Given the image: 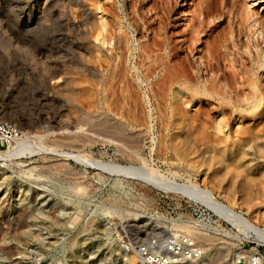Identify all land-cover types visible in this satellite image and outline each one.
I'll list each match as a JSON object with an SVG mask.
<instances>
[{
	"label": "rangeland",
	"instance_id": "rangeland-1",
	"mask_svg": "<svg viewBox=\"0 0 264 264\" xmlns=\"http://www.w3.org/2000/svg\"><path fill=\"white\" fill-rule=\"evenodd\" d=\"M130 1L134 10L146 14L145 23L136 21L137 32L125 20L128 0H94L93 8L103 34L110 21L122 23L121 30L114 28L116 34L127 33L129 50L122 68L136 100L133 103L125 105L114 83L116 90L111 83L108 92H103L106 97L94 100V87L78 78L81 85L75 83V96L68 99L61 83L43 82L41 67L21 75L0 60V122L19 132L15 142H0V205L7 198L5 215L10 218L23 205L30 213L21 240L10 233L0 236L2 244L19 251L12 262L0 254V264H129V257L135 258L132 264H142L134 248L137 244L175 235L185 225L202 229L210 242L199 257L180 264H231L240 250L251 254V247L260 246L243 241L235 229L200 204L145 185L135 175L107 172L98 164L133 167L144 174L151 171L165 182L195 183L264 228V4L260 0H166L163 7L161 0ZM205 4L216 9L205 20L200 41H208L210 27L220 23L217 30L232 35L236 44L227 50L221 68H235L236 79L229 78L230 84L221 78L215 90L225 99L203 94L207 81L212 80L199 59L203 46L188 55L185 50L190 28ZM101 7H107L109 14L100 20ZM159 40L174 47L170 58L166 44L161 53L171 62L191 59L195 68L191 71L198 80L187 89L164 85L162 97L154 89L160 71L146 80L136 69L138 46L156 45ZM89 43L96 46V55L112 54L114 41L109 45L91 39ZM67 50L60 54L72 58ZM196 89L200 94L190 99ZM174 99L177 115L171 119ZM124 106L126 119L119 115ZM114 125L118 131L124 126L123 131ZM62 132L68 140L54 144L53 138ZM24 133L30 137L33 152L18 157L14 151ZM126 137L132 140L126 142ZM39 145L44 149L37 152Z\"/></svg>",
	"mask_w": 264,
	"mask_h": 264
},
{
	"label": "bare ground",
	"instance_id": "bare-ground-1",
	"mask_svg": "<svg viewBox=\"0 0 264 264\" xmlns=\"http://www.w3.org/2000/svg\"><path fill=\"white\" fill-rule=\"evenodd\" d=\"M93 1L94 0H91L90 2L92 3H89V0L88 1L87 0H0V60L4 61L3 63L5 64L7 63V65H9V69L13 68L15 72L18 71V74L20 72L21 75H22V72L31 73L32 69L41 67L44 72L43 82L47 84L49 82H54L55 86L58 85V83H61L62 86L66 88L64 96L65 98H68V99L70 98L72 99L73 95L75 96L74 85L76 86V84L79 83L77 82L78 80H76L78 78L81 83H88L89 85L94 87L93 89L95 90V93L93 95V97H95V99L93 98L94 100L100 101L102 98L106 97L104 96L105 94L103 95V92L106 90H109L110 89L109 85L111 86V83H112L113 87H114V84H117L116 86H118L119 88V91H120L119 93H121L122 97H124L125 99V102H127L125 103V105L128 104L129 102L130 103L135 102L136 101L134 100L135 98H133L131 92H129L130 86L128 85V82L125 80V76H124L125 73H123V68H122L124 61H126L127 59L125 58L127 54L126 55L124 54L125 52L127 53L129 50V47H128L129 39L127 38L128 37L127 33L125 31H120L121 32L120 34H116V31L114 28L116 27L118 31L121 30L122 23L121 21L117 23L114 20L116 24H113L110 21L109 23H106L104 25V29L106 28L107 31L105 32V34H103V29L101 28V25L97 22L98 21L96 18L97 14L95 13L96 9L93 8L95 6L93 5ZM128 2H129V5H128L127 14L125 15V20L134 29V31L137 32L138 24L136 21L138 20L140 22L145 23L146 14H143L145 12L144 10H142L141 12L137 11L136 8L134 10V6L131 3V1L128 0ZM166 2L168 1L161 0L163 7ZM212 2H214V0ZM258 3L264 4V0H260ZM212 7L209 8L207 4H205L204 6L201 5L196 17L194 16L195 21L197 23L196 25L193 24L192 28H190L191 31L189 33V36L186 38L187 40L184 42V45L186 48L185 50H186L187 55L193 53V51L196 50L197 47L203 46L204 53H203V50L201 49V51L199 52L200 54L199 59L201 61V64L204 67L203 72H207V74L210 73L212 76L211 78L212 80L207 81L208 85L207 87L206 86L204 87L205 93L203 94L208 95L211 98H215L214 96H217V97L220 96L221 98L225 99L226 97L224 94H223L224 96L221 93L220 95L218 94V92L216 93L215 90L217 89L221 78H223L226 81V83L227 82L230 83L229 78H231L234 81L236 79V75L238 71H236L235 68L230 67V69L228 68L227 70L221 69L222 65H224L223 61H226L225 60L226 57L224 59V56L227 50L230 48L231 49L235 48L236 44L231 39L232 35L230 37H227L226 35H222L221 31L217 30L220 23L213 24V27L212 26L210 27L213 29L212 30L209 29L208 31L210 32L208 35V41L206 42L200 41L201 35L204 33L205 20H209L211 15L215 13L214 11L216 8L213 9ZM97 8L99 9L98 6ZM167 8H166V11H167ZM101 9L102 10L99 12L101 13L103 12V14L100 17V20L103 17H105L106 14L108 13L107 7L106 8L104 7V9L101 7ZM153 9L156 11L155 7ZM163 10H165V8ZM108 19H109V16H108ZM160 20L161 19L157 21L158 24L159 22L161 23L162 20L161 21ZM163 26H160V27H163ZM234 32L236 36V30ZM237 33L239 35V32ZM91 39L98 41V42L100 41V43L101 42L106 43V44L109 43V45L111 41H114V45L111 49L112 54L109 56L105 55V57H102L103 55L102 56L96 55L95 53H97L98 51L96 50L97 49L96 46H93L94 47L93 48L90 45L89 41ZM164 44H166L167 46L170 45L166 42ZM164 44H163V41H160V42L156 41V45L149 44V43L140 44L138 46V54L136 56L137 71H139L140 73H143L142 76L146 80H149V78H151L152 76H155L156 71L158 70L160 71L159 73L157 72L159 74L158 80L156 81V83L154 82V89H156L157 92H160L159 94H161L162 92L161 87L162 86L163 88L165 87L164 85L166 86L169 85V87L171 85L183 86L185 89H187L191 85L195 84L196 81L198 80H196L195 78L196 76L193 75V73L196 74V72L193 71L192 73L191 71L194 68V63L191 61V59L185 56L187 58H184L181 61L171 62L170 59H167V56H169L170 58L173 55L172 52L175 51V49L174 47L169 46L168 53H167L168 55L166 54L167 55L166 56L165 54H161L166 49V45L164 47ZM66 48H70V50H67V51H70L71 55L73 56L72 58L69 57V59L68 58L66 59L64 55L60 54L64 52ZM224 63L227 64V62H224ZM77 74L79 75L77 76ZM25 76L27 77V75ZM32 77L33 75L30 78ZM123 82L125 83L127 82L126 83L127 85L126 84L123 85ZM91 86H88V87H91ZM113 87H111V91ZM100 88L102 90H100ZM113 89H115V87ZM169 89L171 90V88ZM152 91L153 90H151V92ZM157 92H155L154 95ZM113 94L111 95L113 96ZM198 94H200L199 91L197 89L194 90L193 93L190 94V99H193ZM252 96L254 97V95ZM122 97H120V99ZM160 97H162V94ZM176 101L177 100L174 99L175 103L173 104L169 112L171 119H173L177 115V112H175L177 109ZM97 104L98 103L96 102L95 106ZM119 106L120 105H118V108ZM109 109H110L109 111L113 110L112 108H109ZM116 109L117 108H115V110ZM120 109H121V112H119L120 113L119 115H121V117H124L126 119L125 116L127 115L128 110L127 111L125 110V106L124 108L121 107ZM117 112H118V109H117ZM109 114L111 113L109 112ZM113 115L114 114H112V116ZM133 115H131L130 117H132ZM124 120H123V123H124ZM130 124H131V121H130ZM178 124L179 123H177L176 125ZM221 124L222 123L220 122L218 123L217 131H220ZM114 127H116V125H114ZM122 129H124V126H121V129H119V131H123ZM183 129L185 128L183 127ZM115 133L116 132H114V134ZM56 135H55L56 137L53 138L54 144L55 142L60 143V142L68 140V135L63 134V132L58 133ZM127 137L129 136L127 135ZM127 137H126V142L127 140H130V141L132 140L129 138L127 139ZM23 139L24 141H22ZM23 139L21 140L18 139L20 141H17V142H20L21 145L19 146V149H16V151H14L15 156L19 157L20 155L22 156V155H25L26 153L31 154L33 152V148H31V146L28 143L30 140V137L28 136L27 133L23 134ZM37 148H39L36 150L37 152H40L41 150L44 149L42 145L37 146ZM14 154H12V158H14L13 157ZM238 154L240 155V153ZM76 161L79 162V160H76ZM3 164H6V163H3ZM98 166L102 170H107V172L108 171L116 172L118 174L126 175V176L135 175L139 178L138 180H140L145 185H149L150 187L156 188L157 190L158 189L161 191L163 190L162 192L166 191L168 192V194L169 192L175 193L177 195H180L181 197L186 198L188 201H191L196 204H200L201 206L205 207L207 210L211 211L220 220H222L223 222L231 226L233 229H235L238 235L241 236V239L243 241L244 240L251 241L259 245H264V228L260 227L259 225H256L253 221L245 217L243 213L234 210L229 204L222 203L214 195V192L212 190L201 188L199 185L195 183L193 184L189 181H187L186 183H182V184H177L174 181L165 182L162 179V177H159V176L157 177L151 171L148 172L147 174H144L142 172H139L137 168H133V167H125V166H120V165H106L102 163L101 164L99 163ZM6 202H7V198L0 205V236L1 235L4 236L5 234L10 233L13 237L19 239V237L21 238L23 228L28 226V217L30 213L28 211L27 206L23 205L17 210L13 209L15 212L13 213V217L10 218L5 215V211L7 208ZM180 231H183L184 235L189 237L192 241L197 240L200 243V245L198 246L201 249V253H204V251H206L205 246L209 245L210 237L206 233H204L202 229H199L193 225L192 226L185 225V227L182 226L180 228H177L175 230V235H178ZM0 254L5 256L8 260L12 262L14 257L19 254V251L13 245H8L5 243L2 244L0 242ZM244 255H250V254L246 253L243 250H240L237 253V256H235L233 262L240 256H244ZM134 259H135L134 257H129L127 261L129 262V264L130 263L132 264ZM140 260L142 264H147L146 261H144L142 258H140Z\"/></svg>",
	"mask_w": 264,
	"mask_h": 264
},
{
	"label": "built area",
	"instance_id": "built-area-1",
	"mask_svg": "<svg viewBox=\"0 0 264 264\" xmlns=\"http://www.w3.org/2000/svg\"><path fill=\"white\" fill-rule=\"evenodd\" d=\"M19 132L5 122H0V142L8 145L18 137ZM136 253L147 264H180L196 259L201 255V249L184 234L169 235L165 238L154 237L137 244ZM254 253L237 258L231 264H264V248L254 246Z\"/></svg>",
	"mask_w": 264,
	"mask_h": 264
}]
</instances>
